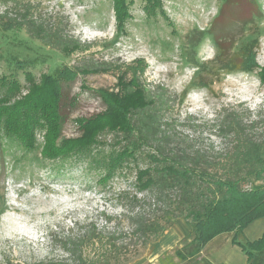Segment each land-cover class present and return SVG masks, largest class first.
Wrapping results in <instances>:
<instances>
[{"label":"rangeland","instance_id":"1","mask_svg":"<svg viewBox=\"0 0 264 264\" xmlns=\"http://www.w3.org/2000/svg\"><path fill=\"white\" fill-rule=\"evenodd\" d=\"M223 1L160 0L166 17H148L142 9L144 0H133L131 18L118 29L112 0H0V14L8 10L14 16L28 7L33 18L60 25L83 45L65 56L30 37L24 28L4 29L2 21L5 26L7 22L0 18V76H15L23 83V72L15 67L23 59L34 60L29 70L36 78L56 66L108 62L111 70L78 73L67 86L71 95H77V105L63 127V135L71 137L78 134L75 117L106 111L110 104L116 110L125 105L126 85L135 72L142 85L163 86L170 97L164 112L169 147L200 150L215 162L223 161L235 135L215 131L214 118L220 111L235 114L245 134L264 140V0H256L261 19L240 35L243 41L255 39L256 67L250 71H229L206 32ZM244 4L248 12L257 8L248 1ZM101 139L99 151L116 146L110 134ZM36 140L43 142L42 131ZM138 158V167L149 164L143 156ZM88 160L91 157L85 155L43 159L38 148L21 149L16 142L0 140V264L65 256L58 239L50 241L49 234L54 231L58 238L75 228L73 222L93 220L104 226L101 212L122 218L133 207L152 213L148 200L141 201V209L134 205L133 196L142 198L144 192L134 185L133 168L101 184L99 171ZM257 187H264V171L243 184L244 189ZM175 195V190L169 191L170 198ZM126 216L120 225L127 234L125 256L130 261L144 247L128 234Z\"/></svg>","mask_w":264,"mask_h":264},{"label":"trees","instance_id":"2","mask_svg":"<svg viewBox=\"0 0 264 264\" xmlns=\"http://www.w3.org/2000/svg\"><path fill=\"white\" fill-rule=\"evenodd\" d=\"M245 1L255 4L256 10L246 11ZM132 4L133 0H112L118 29H123L131 18ZM27 8L14 16H10L8 10L1 12L0 18L7 22L5 26L2 21V27L24 28L30 37L65 56L82 48V43L65 34L60 25L36 20L27 13ZM142 9L148 17L167 15L160 0H144ZM260 16L256 0H224L207 28L218 56L229 71H250L256 67L252 45L255 39L243 41L240 35L246 26L261 19ZM33 64V59L16 61L15 67L23 72V83L15 76H0V140L16 142L21 149L38 148L41 157L48 160H67L74 155L91 157L100 173L98 182L101 184H106L116 173H126L133 168L134 185L139 192H144L142 198L133 196L134 205L138 204L141 209V201L148 200L153 208L152 213L147 214L132 207L129 215L123 213L122 218L121 214L112 216L101 212L104 226L99 227L93 220L80 225L73 222L77 231L73 232L75 228L71 227L58 238L53 231L49 234L50 241L58 239L65 256L30 264L126 262L129 242L120 225L125 216L130 227L128 234L139 238L142 247L156 239L173 220L183 217L193 223V246L197 249L219 233L241 230L252 220L264 216V187L243 188L244 183L257 180L264 171V140L245 134L235 114L224 115L220 111L214 118L215 131L235 135L225 160L215 162L200 150H174L169 147L171 135L165 128L164 112L170 104L166 89L159 85H142L134 72L126 85L124 106L121 104L116 110L110 104L106 111L75 117L78 134L66 137L63 127L77 105V95H71L67 86L78 73L106 72L111 70V65L108 62L61 65L36 78L29 70ZM22 91L26 93L23 95ZM38 131L43 133L41 143L36 140ZM103 134H110L116 142L109 151L96 149L102 145ZM139 156L146 158L149 164L138 167ZM173 190L174 199L169 197V191ZM236 243L246 251L248 258L254 251L261 252L256 264H264V232L257 240Z\"/></svg>","mask_w":264,"mask_h":264},{"label":"crops","instance_id":"3","mask_svg":"<svg viewBox=\"0 0 264 264\" xmlns=\"http://www.w3.org/2000/svg\"><path fill=\"white\" fill-rule=\"evenodd\" d=\"M263 232L264 216H261L241 230L215 235L197 249L193 246V223L179 217L156 239L147 243L138 257L122 264H256L261 252L254 251L248 258L236 241L257 240Z\"/></svg>","mask_w":264,"mask_h":264}]
</instances>
